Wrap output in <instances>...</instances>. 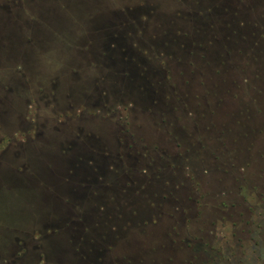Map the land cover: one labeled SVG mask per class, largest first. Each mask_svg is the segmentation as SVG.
Wrapping results in <instances>:
<instances>
[{
    "label": "rangeland",
    "instance_id": "rangeland-1",
    "mask_svg": "<svg viewBox=\"0 0 264 264\" xmlns=\"http://www.w3.org/2000/svg\"><path fill=\"white\" fill-rule=\"evenodd\" d=\"M12 258L264 264V0H0Z\"/></svg>",
    "mask_w": 264,
    "mask_h": 264
},
{
    "label": "trees",
    "instance_id": "trees-1",
    "mask_svg": "<svg viewBox=\"0 0 264 264\" xmlns=\"http://www.w3.org/2000/svg\"><path fill=\"white\" fill-rule=\"evenodd\" d=\"M238 15V14H237ZM213 17V16H212ZM212 17H209V19L211 20L212 19ZM120 23V20L119 21H117V23H116V25L118 26V24ZM214 25V26H213ZM209 26H210V28H211V30H214V29H216V30H218V31H220V32H222L223 31V29L221 30H219V26H218V24L215 22V20L213 19L212 20V22H211V24H209ZM214 28V29H213ZM97 30V29H96ZM100 32V31H99ZM223 33V32H222ZM225 35V34H224ZM224 35H220V36H222V37H224ZM234 35L235 34H233V33H231L230 35H228V37L229 36H233L234 37ZM100 37V36H99ZM221 37V38H222ZM212 39L213 40H220V38L215 34V33H213V37H212ZM90 42H91V46H92V49L94 50V51H97V53H98V57H101V58H103V59H99V58H97V60H95V61H92L91 63L92 64H94V67H100V68H110V64H111V62L109 61V56H108V54H107V51H106V49L105 48H102V46H95V44H94V41H93V39H91L90 40ZM191 45H193L194 46V43H192ZM108 46H110V45H108ZM114 46H112V48H113ZM106 52V53H105ZM127 56V54H123V55H121L120 57H119V60L122 62V61H125V57ZM128 57V56H127ZM106 72L107 73H109V74H106V75H110V76H112V71L110 70V69H108V70H106ZM125 75H127V72L126 71H122L121 72V74H120V76L121 77H125ZM134 87V86H133ZM135 88V87H134ZM138 91H140V94H145L146 93V88L144 87V85H142L141 86V89H137ZM88 114H93V113H88ZM119 141V140H118ZM128 147H130V145L128 146ZM99 151V150H98ZM86 156V155H85ZM88 158H86V160H87ZM86 160L84 161V162H81L80 164H85L86 163ZM88 165V164H87ZM86 166V165H85ZM89 167H91V166H89ZM84 184H93V182H82V185H84ZM87 186V185H86ZM133 190H134V188H133ZM136 190H140V188L138 187V188H136L135 189V191ZM134 191V192H135ZM135 195V194H134ZM136 196V195H135ZM81 210L85 213V212H87V207H81ZM152 220V219H151ZM151 220H150V223H153L154 221H152L151 222ZM149 222H147V221H145V220H142L141 221V225L143 226V225H145V224H148Z\"/></svg>",
    "mask_w": 264,
    "mask_h": 264
},
{
    "label": "flooded vegetation",
    "instance_id": "flooded-vegetation-1",
    "mask_svg": "<svg viewBox=\"0 0 264 264\" xmlns=\"http://www.w3.org/2000/svg\"><path fill=\"white\" fill-rule=\"evenodd\" d=\"M81 258H83L84 260H86V258H84V257H81ZM10 261H12V263H11V262H8V264H14V262H13V258H12ZM89 261H91V260H89ZM2 263L7 264V262L5 263L4 261H2ZM16 264H17V263H16Z\"/></svg>",
    "mask_w": 264,
    "mask_h": 264
}]
</instances>
